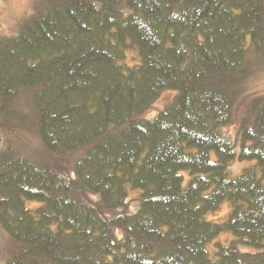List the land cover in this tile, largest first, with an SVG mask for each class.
Masks as SVG:
<instances>
[{
	"label": "trees",
	"instance_id": "obj_1",
	"mask_svg": "<svg viewBox=\"0 0 264 264\" xmlns=\"http://www.w3.org/2000/svg\"><path fill=\"white\" fill-rule=\"evenodd\" d=\"M259 64L264 0H34L0 35L5 264H264ZM236 158L255 166L230 180Z\"/></svg>",
	"mask_w": 264,
	"mask_h": 264
},
{
	"label": "rangeland",
	"instance_id": "obj_2",
	"mask_svg": "<svg viewBox=\"0 0 264 264\" xmlns=\"http://www.w3.org/2000/svg\"><path fill=\"white\" fill-rule=\"evenodd\" d=\"M34 0H3V7H0V35H15L17 33L18 25L27 17L32 11V4ZM254 57H251L253 61ZM261 64V63H260ZM257 65L255 72L248 78L243 87V96L247 99L253 100V98L264 94V66ZM172 93H164L158 101L153 105L152 109L146 112L145 119H153L158 111L162 110L166 103L172 98ZM237 115H234L232 124L226 128H222L220 133L222 136L235 144L234 152L238 155L239 152V134L237 129ZM21 144L26 147V150L31 149L36 154L42 153V148L39 145L37 138L33 136L25 135ZM3 148V144H0V150ZM212 160H215V155L211 152ZM255 166L254 161L251 160H238L237 158L230 162L227 168V175L230 180H234L242 172L243 169L252 168ZM187 175V172H184ZM28 205H30L28 203ZM230 210V204L224 202L220 209L214 214H208L206 220L213 222H222ZM234 238L230 233H222L216 239L210 243L208 250L212 251V245L219 242L223 245H227ZM241 250L248 248L239 246ZM11 249L10 238L7 233L0 227V264H5Z\"/></svg>",
	"mask_w": 264,
	"mask_h": 264
},
{
	"label": "clouds",
	"instance_id": "obj_3",
	"mask_svg": "<svg viewBox=\"0 0 264 264\" xmlns=\"http://www.w3.org/2000/svg\"><path fill=\"white\" fill-rule=\"evenodd\" d=\"M4 4H3V0H0V7H3Z\"/></svg>",
	"mask_w": 264,
	"mask_h": 264
}]
</instances>
